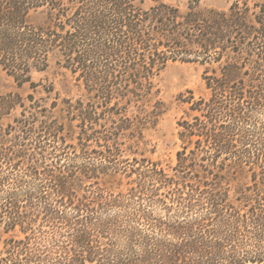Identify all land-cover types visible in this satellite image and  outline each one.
Here are the masks:
<instances>
[{
	"label": "trees",
	"instance_id": "trees-1",
	"mask_svg": "<svg viewBox=\"0 0 264 264\" xmlns=\"http://www.w3.org/2000/svg\"><path fill=\"white\" fill-rule=\"evenodd\" d=\"M199 1L0 0V69L35 87L54 56L84 88L62 101L75 140L56 101L0 97L21 108L0 138V264L264 263V0ZM175 61L208 89L180 97L175 163L125 157Z\"/></svg>",
	"mask_w": 264,
	"mask_h": 264
},
{
	"label": "rangeland",
	"instance_id": "rangeland-1",
	"mask_svg": "<svg viewBox=\"0 0 264 264\" xmlns=\"http://www.w3.org/2000/svg\"><path fill=\"white\" fill-rule=\"evenodd\" d=\"M157 1L177 6L181 11L187 9L188 3V0H143V5L149 7ZM234 1L236 0H200L199 5L203 9L221 10L227 9ZM245 1L252 5L257 0ZM41 18L42 15L39 11L30 14V19L34 22H39ZM203 69V66L198 63L175 61L167 64L154 76L152 79L154 89L157 91V98L164 104V110L155 125L142 130L140 140H137V136H129L130 130L120 134L119 139L123 143L121 147L125 157L144 156L152 160H159L164 165L175 163L176 151L180 147L177 121L188 111V104L181 102L180 97L189 95L188 91H191L196 98L208 96V89L202 77ZM31 79L38 85L31 87L29 82L20 84L14 76L0 69V97L16 94L23 97L28 103L27 95L31 93L35 99L47 106L56 101L57 106L52 113L64 119L69 137L74 138L78 128L75 126L76 122L66 119L62 101L69 97L83 96L84 88L81 82L70 70L59 64L54 56L50 57L48 66L44 70H33ZM49 88L52 90L49 92L45 90ZM20 110L21 108L18 106L15 108L0 106V138L7 125L13 122V118L19 114ZM131 111L134 112V110ZM126 180V178H122L120 187H125ZM117 186L116 180L112 187L116 189Z\"/></svg>",
	"mask_w": 264,
	"mask_h": 264
}]
</instances>
